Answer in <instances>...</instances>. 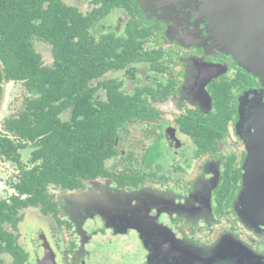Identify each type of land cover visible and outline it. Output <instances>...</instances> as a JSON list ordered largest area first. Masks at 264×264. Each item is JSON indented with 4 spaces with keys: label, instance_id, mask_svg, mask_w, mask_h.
I'll return each instance as SVG.
<instances>
[{
    "label": "flooded vegetation",
    "instance_id": "obj_1",
    "mask_svg": "<svg viewBox=\"0 0 264 264\" xmlns=\"http://www.w3.org/2000/svg\"><path fill=\"white\" fill-rule=\"evenodd\" d=\"M16 1L50 7L61 51L54 41H36L35 50L68 82L78 77L85 115H105L117 125L110 156L101 158L103 173L76 188L49 186L56 216L22 211L19 224L33 209L52 220L45 231L51 239L36 235L42 249L36 262L91 264L93 249L103 248L121 256L115 264L133 257L141 264H264V212L255 217L259 211L251 213L241 194L250 152L264 160V143L244 135L247 128L253 138L245 125L264 102V70L257 64L250 70L248 55L233 54L230 35L241 37V46L244 32L231 26L237 4ZM255 49L264 66L261 46ZM101 128L113 129L105 122ZM31 150L20 151L25 163ZM260 189L252 195L261 204ZM54 229L61 236L49 233Z\"/></svg>",
    "mask_w": 264,
    "mask_h": 264
},
{
    "label": "trees",
    "instance_id": "obj_2",
    "mask_svg": "<svg viewBox=\"0 0 264 264\" xmlns=\"http://www.w3.org/2000/svg\"><path fill=\"white\" fill-rule=\"evenodd\" d=\"M49 8L0 0V102L4 80L20 88L10 99L11 112L0 120V160L16 169L6 181L13 192L0 199V264H27L29 252L18 241L22 211L32 207L56 216L49 186L76 188L83 179L103 173L101 158L110 156L116 133L114 119L85 115L76 94L78 77L68 82L60 68L45 65L35 50L36 41H54L61 51L63 38L53 34ZM103 122L112 131L105 132ZM28 146L32 150L25 163L20 151Z\"/></svg>",
    "mask_w": 264,
    "mask_h": 264
},
{
    "label": "rangeland",
    "instance_id": "obj_3",
    "mask_svg": "<svg viewBox=\"0 0 264 264\" xmlns=\"http://www.w3.org/2000/svg\"><path fill=\"white\" fill-rule=\"evenodd\" d=\"M246 50V49H245ZM243 50V51H245ZM45 59H47V55L45 52H42ZM249 61L244 62V66L247 68L255 67V64H257L260 68L264 69V66L259 63L258 55H253L247 53ZM20 94V88L18 85L8 84L7 86V92L5 94V101L3 108L0 113V120L4 117V115H7L11 110L9 111L8 106L10 103V99L14 96H18ZM252 113L253 116L247 118V125L250 126V132L255 135L256 129L260 128V123L264 122V102L258 107L253 108ZM244 135L246 136L247 140L251 142L250 135L247 130L245 129ZM254 142H259V139L253 137ZM262 151V149H261ZM251 155H249L248 160L246 161V170L244 175V188L241 192L243 196V200L245 199V204L249 208V211L253 213L256 211L258 214H254L255 217H258L260 214L264 212V198L261 201V204L259 201H257L252 195V192L255 190H264V160L262 162H258V159H256V153L253 151L250 152ZM26 157H24L25 159ZM264 159V158H263ZM259 164H262L263 166H259ZM16 172L15 168L10 167L9 165L5 164L4 162H0V198L7 197L12 193V189L8 186L7 180L10 179L12 175H14ZM255 189V190H254ZM256 192V191H255ZM71 194H64L62 195V199H65L67 197H70ZM118 201V200H117ZM264 214V213H263ZM264 216L261 215L260 220ZM52 224V220L50 218L44 217L43 215L38 214L36 210H32L29 213H27L23 219V221L19 224V234L21 236L20 243L27 249L29 252L30 258L27 262V264H38L36 261L42 258V249L39 248L40 241H37L36 235L39 232H44L45 235L51 239V237L45 232L48 231L49 225ZM50 234H54L55 236L59 237L61 236V232L59 229L50 230ZM108 234V233H107ZM101 237H104L103 234H96L93 236L95 239H100ZM31 238H33V241H31ZM24 240V241H23ZM101 241H94V245L100 244ZM124 248L127 250L129 248L128 246H124ZM111 249V248H110ZM93 261L91 264H115V259H119L121 256L118 255H110L107 251L103 250L101 248L100 251L93 249ZM128 258V257H127ZM126 258V259H127ZM125 259V260H126ZM136 257H133L130 259V263L128 264H141L140 262H136ZM118 261V260H117ZM121 264H125V262H121Z\"/></svg>",
    "mask_w": 264,
    "mask_h": 264
},
{
    "label": "water",
    "instance_id": "obj_4",
    "mask_svg": "<svg viewBox=\"0 0 264 264\" xmlns=\"http://www.w3.org/2000/svg\"><path fill=\"white\" fill-rule=\"evenodd\" d=\"M231 1L233 3H236L238 8H240V12L238 13L239 17L236 16L230 20L231 26L235 30L242 29L244 31L242 33L241 46H239V40H241V37H239L238 35H234V36L230 35V43L233 46H235L237 50L236 52H233V54L238 58V60L240 59L242 60V57L246 56L247 53L257 55L258 53L255 52L256 50L255 47H257V45H260L262 52L261 54L262 56H264V0H242V3L240 5L238 3V0H228V2ZM234 20H236L240 24V27L239 25L232 24ZM238 47H240V50L238 49ZM252 68L253 67H251L250 70L253 71ZM261 70L264 69L261 68ZM9 83L10 82H7L5 80L3 81V89H2L3 94L0 102V113L4 105L5 94L7 92V86ZM256 135H259L258 137L259 142L264 143V122H261L260 128L256 129L255 136ZM250 141L254 142L253 138ZM46 257H48L47 253H46ZM213 258L214 257H212L211 260ZM207 261L208 260L203 262H198V264H205L207 263Z\"/></svg>",
    "mask_w": 264,
    "mask_h": 264
}]
</instances>
